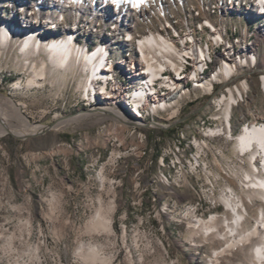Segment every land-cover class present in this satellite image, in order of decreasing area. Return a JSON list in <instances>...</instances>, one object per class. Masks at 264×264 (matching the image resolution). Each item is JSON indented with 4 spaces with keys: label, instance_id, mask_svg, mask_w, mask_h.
Returning <instances> with one entry per match:
<instances>
[{
    "label": "rangeland",
    "instance_id": "obj_1",
    "mask_svg": "<svg viewBox=\"0 0 264 264\" xmlns=\"http://www.w3.org/2000/svg\"><path fill=\"white\" fill-rule=\"evenodd\" d=\"M151 23L144 21L137 29L143 31ZM82 26L81 32L89 31ZM94 31L95 38H112L108 29ZM122 44L121 39L114 42V60L120 56L128 60L129 49ZM1 49L0 101L21 103V118L9 117L8 122L26 134L15 136L9 129L0 133V264H248L259 238L240 249L232 248L215 262L213 247L221 244L199 240L200 232L191 237L197 216L225 210L216 198L229 184L227 179L236 187L243 179L237 162L248 164L246 156H236V140H227L225 134L210 137V148L200 162L194 157V137L214 125L215 105H208L224 86L216 88V83L217 93L202 95L188 84L190 95L181 100L174 118L168 119L165 111L155 115L141 110L137 115L143 124L134 133H120L111 120L95 117L52 128L55 115H70L88 106L84 91L77 87L84 77L81 66H75L77 74L76 68L66 74L55 71L43 86L26 87L29 72L21 67L19 44ZM42 53L35 52L26 60L38 62ZM118 73L115 79L125 80L122 68ZM256 75L258 70L253 69V80ZM105 80L98 78V85ZM15 81H20L17 88ZM247 100L248 107H238L231 118V138H236L240 125L253 114L264 113L259 88L254 87ZM130 109L127 105L129 114ZM119 135L123 144L117 140ZM220 151L226 156L221 157ZM214 155L220 158L219 165ZM99 195L104 200L101 216L112 219L111 232L91 227ZM112 197L115 204L109 210L105 201ZM253 202L254 216L262 203ZM90 247L101 254L100 259H83ZM33 253L40 261L30 262Z\"/></svg>",
    "mask_w": 264,
    "mask_h": 264
},
{
    "label": "bare ground",
    "instance_id": "obj_2",
    "mask_svg": "<svg viewBox=\"0 0 264 264\" xmlns=\"http://www.w3.org/2000/svg\"><path fill=\"white\" fill-rule=\"evenodd\" d=\"M147 20L152 26L139 31L137 25ZM82 25L89 31L81 32ZM97 29H108L112 38H95L93 32ZM118 39L129 49L128 60L126 56L113 59V44ZM12 43L19 44L21 67L29 72L26 87H41L55 71L66 74L81 66L84 77L77 87L84 91L83 100L88 106L70 115H55L52 128L95 117L111 120L120 133H134L143 124L138 117L141 110L155 115L165 111L172 119L180 111L181 100L190 95L188 84L202 95H213L217 93L216 83L225 82L208 105H215L214 125L199 138L194 137L197 153L193 156L200 162L210 148V137L225 134L227 140H236L234 152L241 159L246 156L248 164L245 167L237 162L243 172V179L236 182L238 187L227 179L229 184L224 185L220 196L212 194L225 210L197 216V229L191 237L200 232L199 240L221 244L213 247L215 262L232 248H242L259 238L248 264H264V113L253 114L251 120L240 125L236 138H231V118L238 107H248L249 92L259 88L264 97V0H0V57L1 48ZM35 47L39 51H34ZM35 52L44 55H39L38 62L26 60ZM121 68L128 82L115 79ZM253 69L258 70L254 80ZM74 71L77 74V68ZM100 77L106 80L99 86ZM231 79L235 80L229 82ZM19 84L15 81L13 86ZM19 105L7 98L0 101V133L9 129L19 136L26 134L8 122L9 117L21 118ZM117 140L124 143L120 135ZM220 156L226 155L220 151ZM213 159L219 165L220 158L214 155ZM104 179L101 175L102 186ZM255 200L262 204L253 216ZM103 202L99 195L96 214L89 223L94 229L111 232V217L101 216ZM114 204L113 197L105 201L109 210ZM100 255L90 247L82 256L85 261H96ZM28 258L30 262L40 261L37 253Z\"/></svg>",
    "mask_w": 264,
    "mask_h": 264
},
{
    "label": "built area",
    "instance_id": "obj_3",
    "mask_svg": "<svg viewBox=\"0 0 264 264\" xmlns=\"http://www.w3.org/2000/svg\"><path fill=\"white\" fill-rule=\"evenodd\" d=\"M263 72V71H262ZM240 75V74H239ZM235 79H231V81H229V82H232V81H234ZM225 84V82H221V83H219V84H217V87L216 88H218V87H220V86H223ZM219 85V86H218ZM215 88V89H216ZM212 90H210V92H211ZM207 94H209V93H207Z\"/></svg>",
    "mask_w": 264,
    "mask_h": 264
},
{
    "label": "water",
    "instance_id": "obj_4",
    "mask_svg": "<svg viewBox=\"0 0 264 264\" xmlns=\"http://www.w3.org/2000/svg\"><path fill=\"white\" fill-rule=\"evenodd\" d=\"M15 135V134H14ZM16 136V135H15Z\"/></svg>",
    "mask_w": 264,
    "mask_h": 264
}]
</instances>
